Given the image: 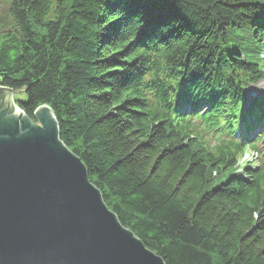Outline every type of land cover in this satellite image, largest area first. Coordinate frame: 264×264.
<instances>
[{"label": "trees", "instance_id": "1", "mask_svg": "<svg viewBox=\"0 0 264 264\" xmlns=\"http://www.w3.org/2000/svg\"><path fill=\"white\" fill-rule=\"evenodd\" d=\"M5 2L0 87L31 120L50 108L121 226L164 264H264V174H235L251 133L202 152L169 126L182 100L234 135L243 87L262 77L239 61L260 0Z\"/></svg>", "mask_w": 264, "mask_h": 264}, {"label": "water", "instance_id": "2", "mask_svg": "<svg viewBox=\"0 0 264 264\" xmlns=\"http://www.w3.org/2000/svg\"><path fill=\"white\" fill-rule=\"evenodd\" d=\"M14 94L0 87V264H164L105 206L50 108L31 120Z\"/></svg>", "mask_w": 264, "mask_h": 264}, {"label": "rangeland", "instance_id": "3", "mask_svg": "<svg viewBox=\"0 0 264 264\" xmlns=\"http://www.w3.org/2000/svg\"><path fill=\"white\" fill-rule=\"evenodd\" d=\"M9 20L7 18V5L5 0H0V23H3L4 25H8L9 24ZM257 90H264V82L260 83L258 86H256ZM21 99V95L20 94H14V96H12V103H14L16 106V101ZM34 125L36 126H40V123L34 121Z\"/></svg>", "mask_w": 264, "mask_h": 264}, {"label": "bare ground", "instance_id": "4", "mask_svg": "<svg viewBox=\"0 0 264 264\" xmlns=\"http://www.w3.org/2000/svg\"><path fill=\"white\" fill-rule=\"evenodd\" d=\"M235 125H241V123H236Z\"/></svg>", "mask_w": 264, "mask_h": 264}]
</instances>
